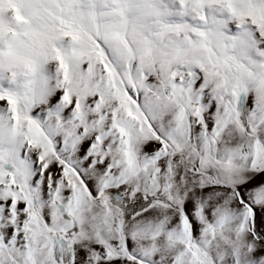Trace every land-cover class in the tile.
<instances>
[{"label": "snow or ice", "instance_id": "1", "mask_svg": "<svg viewBox=\"0 0 264 264\" xmlns=\"http://www.w3.org/2000/svg\"><path fill=\"white\" fill-rule=\"evenodd\" d=\"M0 264H264V0H0Z\"/></svg>", "mask_w": 264, "mask_h": 264}]
</instances>
